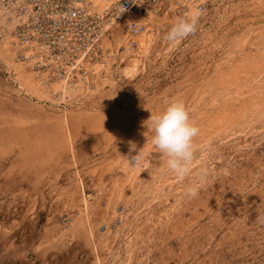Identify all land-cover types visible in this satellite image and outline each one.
Listing matches in <instances>:
<instances>
[{
  "label": "rangeland",
  "instance_id": "obj_1",
  "mask_svg": "<svg viewBox=\"0 0 264 264\" xmlns=\"http://www.w3.org/2000/svg\"><path fill=\"white\" fill-rule=\"evenodd\" d=\"M165 11L86 87L0 36V264H264V0H210L175 45ZM172 100L199 129L183 180L147 127Z\"/></svg>",
  "mask_w": 264,
  "mask_h": 264
},
{
  "label": "built area",
  "instance_id": "obj_2",
  "mask_svg": "<svg viewBox=\"0 0 264 264\" xmlns=\"http://www.w3.org/2000/svg\"><path fill=\"white\" fill-rule=\"evenodd\" d=\"M209 1L0 0V36L7 38L14 59L44 82L86 87L111 71L115 47L121 56L136 49L160 8L182 18L189 7L203 14Z\"/></svg>",
  "mask_w": 264,
  "mask_h": 264
},
{
  "label": "clouds",
  "instance_id": "obj_3",
  "mask_svg": "<svg viewBox=\"0 0 264 264\" xmlns=\"http://www.w3.org/2000/svg\"><path fill=\"white\" fill-rule=\"evenodd\" d=\"M201 13L192 14L191 17H182L171 26L164 39L170 44H178L196 30L197 20ZM152 133V146L156 153L166 158L167 169L174 173L178 179L183 180L191 172L194 159L193 140L199 129L189 116L184 103L172 100L166 103L162 111L150 115ZM134 150L135 144L131 145ZM142 153L139 151L132 159L133 165L138 164ZM200 185L192 184L186 188L185 195L195 197Z\"/></svg>",
  "mask_w": 264,
  "mask_h": 264
}]
</instances>
